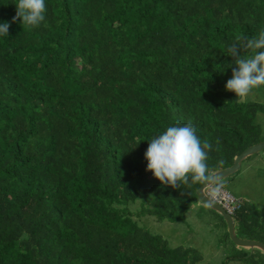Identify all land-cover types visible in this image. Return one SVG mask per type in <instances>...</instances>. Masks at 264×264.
Wrapping results in <instances>:
<instances>
[{"label": "trees", "instance_id": "1", "mask_svg": "<svg viewBox=\"0 0 264 264\" xmlns=\"http://www.w3.org/2000/svg\"><path fill=\"white\" fill-rule=\"evenodd\" d=\"M263 116L264 0H0V264H199L139 220L185 223Z\"/></svg>", "mask_w": 264, "mask_h": 264}, {"label": "rangeland", "instance_id": "2", "mask_svg": "<svg viewBox=\"0 0 264 264\" xmlns=\"http://www.w3.org/2000/svg\"><path fill=\"white\" fill-rule=\"evenodd\" d=\"M244 96L245 93L242 92V98ZM223 182L226 190L233 196L248 201L254 208H262L264 206V151L244 160L238 172L228 176ZM137 206H131V210ZM139 222L154 228V231L161 232L163 236H169L174 244H187L195 248L202 256L199 264H220L240 251L248 250L230 243L224 235L225 231L228 234L226 224L218 218L217 213L206 209L199 202L190 206L185 216V223L182 225L178 223L172 226L159 224L155 218L148 216L142 217ZM241 261L231 259L228 264H241Z\"/></svg>", "mask_w": 264, "mask_h": 264}, {"label": "water", "instance_id": "3", "mask_svg": "<svg viewBox=\"0 0 264 264\" xmlns=\"http://www.w3.org/2000/svg\"><path fill=\"white\" fill-rule=\"evenodd\" d=\"M264 150V141L250 146L248 147L246 150H244L240 155H238L237 157H235L233 164L224 169V170H220L217 171L215 173H213L203 184L202 186L197 190V198L198 200L204 205L206 206L208 209H211L213 211H216L217 213H219L226 221V225L228 227V234L229 237L231 239V241L240 247H244V248H257L260 249L262 251V253L264 254V244L258 241H252V240H248V239H240L238 237H236V235L234 234V229H233V222L232 219L225 214V212L217 205H215L214 203H212V201H210L208 199V197L204 194V190L211 184H214L216 182L222 181L225 178H227L228 176L236 173L239 168H240V164L247 158L250 157L252 155H255L261 151Z\"/></svg>", "mask_w": 264, "mask_h": 264}, {"label": "clouds", "instance_id": "4", "mask_svg": "<svg viewBox=\"0 0 264 264\" xmlns=\"http://www.w3.org/2000/svg\"><path fill=\"white\" fill-rule=\"evenodd\" d=\"M220 182V181H219ZM215 184V183H214ZM214 184L212 185H209L205 190H204V194L208 197V199L210 200V201H212V203H214L215 205H217V206H219L224 212H225V214L226 215H228L231 219H232V222H233V229H234V234L236 235V237H238L237 236V234H236V226H235V219H234V216H235V214H236V212L237 211H239L240 209H241V206H242V203L244 202V201H246V200H243L242 198H237V197H235V196H233L229 191H227L226 190V188H225V186H220L221 188H223L226 192H228L235 200H237V201H239V203H240V205H239V207L236 205V204H233L232 206H230L229 208H225V207H223V206H221L220 204H218V203H216V202H214L209 196H208V194H207V191H208V189L209 188H211V187H215L214 186ZM219 188V187H218ZM209 210H211V209H209ZM213 211V210H212ZM229 211H232V212H229ZM215 213H217L216 211H214ZM217 216L219 217H221L222 219H220L223 223H225L226 224V221H225V219L219 214V213H217ZM227 226V225H226ZM151 229H153L154 230V228H151ZM227 235H229V234H227ZM164 237V236H163ZM230 237H228V239H229ZM238 238H240V239H246V238H241V237H238ZM230 241H231V239H229ZM248 240H250V239H248ZM252 241H256V240H252ZM259 242V241H258ZM231 243L232 244H234L232 241H231ZM264 244V243H263ZM187 245V244H186ZM235 245V244H234ZM236 247H239V248H244V247H240V246H237V245H235ZM188 247H190V248H193V247H191V246H189L188 245ZM193 249H195V248H193ZM248 250L246 251V250H243V251H246V252H248V251H250V255H254V254H257V253H261V254H263L262 253V251L260 250V249H257V248H247ZM253 252H256V253H253ZM264 255V254H263Z\"/></svg>", "mask_w": 264, "mask_h": 264}, {"label": "built area", "instance_id": "5", "mask_svg": "<svg viewBox=\"0 0 264 264\" xmlns=\"http://www.w3.org/2000/svg\"><path fill=\"white\" fill-rule=\"evenodd\" d=\"M207 194L214 202L220 204L225 208H229L233 204H236L238 207L240 205L239 201L235 200L228 192H226L221 187H211L208 189Z\"/></svg>", "mask_w": 264, "mask_h": 264}, {"label": "flooded vegetation", "instance_id": "6", "mask_svg": "<svg viewBox=\"0 0 264 264\" xmlns=\"http://www.w3.org/2000/svg\"><path fill=\"white\" fill-rule=\"evenodd\" d=\"M213 185V184H212Z\"/></svg>", "mask_w": 264, "mask_h": 264}]
</instances>
